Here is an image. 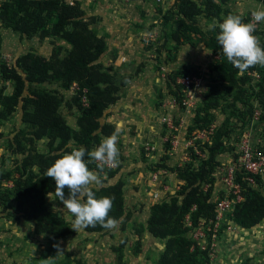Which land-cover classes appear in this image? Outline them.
I'll list each match as a JSON object with an SVG mask.
<instances>
[{
	"label": "trees",
	"instance_id": "1",
	"mask_svg": "<svg viewBox=\"0 0 264 264\" xmlns=\"http://www.w3.org/2000/svg\"><path fill=\"white\" fill-rule=\"evenodd\" d=\"M229 1L233 0H175L162 17L161 41L155 47L156 68L162 71L164 67L161 65L167 64V57L172 58L191 35L197 34L200 38L206 35L198 23L199 18L211 17L222 23L223 14L225 17L232 14L230 10L224 13L222 10ZM252 1L264 5V0ZM82 4V0H76L74 5L68 0H2L0 3L1 29L12 32L21 41L38 39L40 42L49 41L52 46L49 57L30 50L11 64L0 51V140L7 136L2 163L12 162L9 169H0V219L13 226H18L21 221L33 223L34 236L50 237L51 246L42 250L43 259H55L59 250L57 242L75 234V217L72 215V220L68 221L48 201L52 196L58 207L66 208L55 194V182L44 173L72 148L83 147L90 152L115 132V124L107 120L126 86L105 69L102 58L107 53L108 43L93 27L100 18H88ZM162 12L163 9H159V13ZM241 18L247 23L248 15ZM219 32L217 27L216 33L207 40L212 55H222L210 66L208 77L194 66L173 70L166 76L168 94L182 112L187 92L177 83V78L187 75L202 78L201 91L203 89L204 94L202 92V100L193 110L194 117L187 127L186 139L192 140L217 124L210 141L195 140L194 146L188 150L190 161L182 166L168 164L172 139L165 143L161 164L146 163L148 158L144 151L142 153L146 164L144 169L148 172L165 170L167 174L162 176H175L173 190L150 206L147 220L135 229L138 237L135 253L138 255L142 251L143 235L163 242L164 247L155 264H216L211 257L213 232L209 228L213 230L217 223L218 202L226 197L236 199L224 189L215 194L220 181L219 172L224 167L222 156L228 155L231 158L228 163H236L238 144L252 126L255 139L264 140V66L257 65L245 72L236 69L227 61L218 44ZM255 35L260 37L264 47L261 31H256ZM165 53L167 57L164 58ZM254 71L260 78L247 74ZM74 84L77 88L73 89ZM160 99H164L162 94ZM257 108L261 110V116L254 122ZM63 109L76 117V127L68 123ZM16 115L20 116L22 126L10 129L6 135L3 132L6 123ZM220 116H224L221 122ZM174 125H180L178 118ZM40 142H46V150L38 147ZM119 159L115 169L99 167L95 161L88 163V167L102 181L92 191L97 199L114 197L109 215L119 221L124 231L133 214L125 202L130 183H127V173L122 172L124 167ZM85 160L89 157L85 156ZM249 176L243 169H236L234 181L241 187L243 200L235 202L232 212L227 215L228 223L221 221L217 237L231 223L247 231L264 223V178L255 176L252 184L248 181ZM9 182L12 187L6 186ZM200 228L207 234L206 249L194 239ZM83 229L87 234L111 232L100 225ZM126 243L125 239L120 246L113 247L118 254L117 264H124ZM54 264L88 263L66 254L63 263Z\"/></svg>",
	"mask_w": 264,
	"mask_h": 264
},
{
	"label": "rangeland",
	"instance_id": "2",
	"mask_svg": "<svg viewBox=\"0 0 264 264\" xmlns=\"http://www.w3.org/2000/svg\"><path fill=\"white\" fill-rule=\"evenodd\" d=\"M174 1L100 0L98 3H91L93 5L88 7L84 2L82 4L88 18L92 16L100 18L93 27H95L100 36L105 37L108 43V50L102 58V63L105 69L110 71L118 82L126 83L121 96L132 99L133 104L140 108L144 105L143 109L149 107L154 112L151 134L136 133L140 134L141 137L143 136L138 141L135 134L132 137V133L130 132L131 134H129L127 132L125 135H130L131 142L129 147L132 149L127 147L128 145L119 144L120 164L124 167L123 169L130 170L127 173L128 175L126 174L125 176L126 179H131L129 182L132 183V190L128 188L126 190L125 202L131 209L133 217L127 224L126 230H122L121 224H119L118 229H112L111 232L104 235L87 234L83 228L77 229L72 236L57 242L59 250H57L56 254L58 255L61 252L62 254L56 255L55 259L50 257L43 259L42 250L51 246L50 237L44 236L43 239H46L47 242L41 240L40 244L35 248L34 246L27 248V245H30V240L33 239L27 234L29 229L24 226L20 232L18 230L12 232L16 230V227L4 219L6 222L4 224L8 226L7 230L2 231L0 229V237H7V240L12 234L20 235V237L14 235V238L18 237V240L9 241L8 245L5 241L6 246H0V264H45V261H47V264L63 263L66 254H70L72 259H82L88 264H117L118 254L114 252L113 247L120 246L125 239L127 243L123 251L124 264L156 263L158 255L164 247L163 242L157 241L151 236L143 235L142 251L138 255L135 253L138 240L135 229L140 228L147 220L149 206L154 202L160 201L167 196V193L172 191L167 192L164 188H174L175 176L173 174H171L172 176H160V181L156 182L154 179L152 180L150 172L139 175V170L137 169H140L141 165L142 167L146 166L142 153L145 152L143 148L148 143L154 144L157 150L155 155L152 156V160L146 156L148 158L146 163L161 164V158L165 153V143L169 139H172L173 142L172 149L169 152L171 157L168 161L169 166H182L186 162L184 159L185 157L188 158L186 155L189 154L188 150L189 146H191L188 142L190 140L186 139L187 127L192 122L195 109L193 113L187 114L186 111L182 112L176 107L173 103V98L168 94L166 76L168 72L173 70H181L185 66H194L199 69L202 75L208 77L214 58L212 51L207 47V40L209 36L216 33V28L220 24L215 18L206 16L199 18L198 23L206 32V35L203 38H200L197 34L191 35L185 41V45L174 52L172 58L167 57V53H165L164 58L167 57L168 62L161 65V67L166 69L163 72L156 68L155 47L161 41L163 14ZM159 9H163L162 14L159 13ZM222 10L223 13L230 10L233 15L245 16L251 13L252 10H264V5L252 0H233L223 5ZM223 17L225 18L224 14ZM259 31L262 34L261 38L264 39V22H260ZM148 47L151 50H148ZM30 50H36L39 54L49 57L52 52V46L49 41L40 42L38 39L21 41L17 35L0 27V51L8 63L11 64L15 58ZM9 85L10 91L11 84ZM46 87L48 88V86ZM202 92L203 89L198 91V103L202 100ZM160 94L163 95V100L160 99ZM116 109L112 108L110 112L116 111ZM62 113L68 123L72 127H76V117L65 109L62 110ZM161 114L162 116H160ZM111 116L107 121L114 124L113 114ZM164 117H171L172 121L179 119L180 126H178L174 134H172L167 125L163 124ZM141 118L143 117L141 116ZM223 118L224 116H220L219 121H222ZM16 126H22L19 115H16L6 123L3 132L7 135L9 130L14 129ZM120 130H123V128ZM124 131H126L125 128ZM150 137H153V139H149ZM6 143L7 136L5 139L0 140V169L3 170L9 169L12 165L9 160L4 165L2 163V155L5 152ZM38 147L42 151L46 150V142L38 143ZM222 159L225 167L230 164L228 161H231V158H228V155H223ZM129 175H132L133 178L128 177ZM169 181L171 186H167ZM149 188L151 190V198H149L152 199L151 201H147L145 195L148 194L145 190H149ZM223 189L224 186L219 181L215 187V194ZM48 201L58 208L68 221L72 220V214L67 208L58 207L52 196L48 198ZM228 222V220L225 221V223ZM31 231L30 234H32ZM214 243H216V248L211 257L216 264H264V223L255 227L252 232H243L237 226L230 231L227 229Z\"/></svg>",
	"mask_w": 264,
	"mask_h": 264
},
{
	"label": "clouds",
	"instance_id": "3",
	"mask_svg": "<svg viewBox=\"0 0 264 264\" xmlns=\"http://www.w3.org/2000/svg\"><path fill=\"white\" fill-rule=\"evenodd\" d=\"M251 16L253 22L244 23L240 15L228 14L219 24L220 32L216 37L227 61L240 72L257 65L264 66V47L261 46L260 37L254 34L257 24L264 22V10H252ZM119 135L120 129L117 128L110 137L104 138L100 145L90 152L83 147L72 148L71 152L63 154L44 173L55 182V194L75 217L74 230L94 228L97 225L108 230L119 227V221L109 215L114 197L96 198L92 188L101 185L102 181L98 174L88 167V163L93 161L109 166L118 163ZM68 147H72L71 142ZM85 156L89 157V160L86 161ZM60 254L62 252L58 253Z\"/></svg>",
	"mask_w": 264,
	"mask_h": 264
},
{
	"label": "built area",
	"instance_id": "4",
	"mask_svg": "<svg viewBox=\"0 0 264 264\" xmlns=\"http://www.w3.org/2000/svg\"><path fill=\"white\" fill-rule=\"evenodd\" d=\"M2 0H0L1 3ZM89 3H98L100 0H86ZM158 2H161L162 0H156ZM70 5H74L76 0H68ZM248 15V20L247 23L253 22L251 13L247 14ZM260 30V23L257 24L256 26V31ZM255 34V33H254ZM221 54L213 56L214 60H220L221 59ZM162 71L165 72L166 69L162 68ZM249 76H253L255 78H260V75L257 72H248L247 73ZM202 78L198 76H190L187 75L185 77H179L177 78V83L185 87L186 90V97L183 99L182 105L185 107V110L187 114H191L193 110L195 109V106L198 102V91L201 90L202 88ZM77 88V85L74 84L73 89ZM173 103L176 105V101L174 99ZM261 116V110L256 109V112L254 114V122L259 121V118ZM163 124L167 125L168 128L171 130L172 134L173 132L177 131L178 127H175L174 125V120L172 121L171 117H164L163 118ZM180 126V125H179ZM182 126V125H181ZM217 124H214L210 127L208 131H204L202 133H199L197 137L194 139L188 141L189 144L192 147L194 146L195 140H202L203 142H209L211 139V136L214 134L215 129H216ZM253 126L250 127L245 133L244 136L242 137L241 141L238 144V153H239V158L237 162H233L230 164H227V166L223 167L221 171L219 172V178L220 182L224 186V190L228 195H233L236 197V199H229L228 197L221 199L218 204H217V210H218V215H217V223L215 225V228L211 230L209 228V231L213 232L212 235V242H211V249L214 252V249L216 248V239L218 238V231L221 226V221L225 220L227 221V215L232 212L235 202H240L243 200L241 196V187L240 185L235 183V172L237 168L243 169L248 173L250 176L248 177V181L252 184L255 183V176H261L264 178V140L257 138L255 139L253 135ZM173 143V142H172ZM156 146L154 144H146L144 147V151L147 157L150 159L152 156L155 155L156 153ZM199 154L200 152L197 151ZM185 157V161L189 162L190 161V156L187 154ZM99 167L102 168H110V169H115L117 164L114 166H109L107 164H102L101 162H96ZM167 172L165 170H160L157 172H152L150 173V176L152 180L154 179L156 182L159 180L160 181V176L166 175ZM131 180V179H130ZM127 179V183H130ZM12 183L9 182L6 184L7 187H12ZM165 190L170 191L173 189H170L169 187H165ZM179 189V187H177ZM235 226L233 224H229L228 230H232ZM194 239L198 242V244L202 247V249H206V244H207V234L205 231L200 228L194 235ZM212 254V253H211ZM212 256V255H211Z\"/></svg>",
	"mask_w": 264,
	"mask_h": 264
},
{
	"label": "crops",
	"instance_id": "5",
	"mask_svg": "<svg viewBox=\"0 0 264 264\" xmlns=\"http://www.w3.org/2000/svg\"><path fill=\"white\" fill-rule=\"evenodd\" d=\"M82 2H84L87 7L90 6V5H93L91 3L89 4V2L86 1V0H82ZM142 107L140 108L139 106L134 105L132 99L125 98V97L121 96V99L119 100L117 105L114 107V108H117L116 111L113 110L112 112H110V117L109 118H111L112 117L111 114H113V121H114V124H115L116 128H119V129L123 128V130H120V135H119V139H118V148H119V144L120 143L123 144V145H126V146L128 145L127 147H129V143L131 142V137H130L129 134H131V133L133 135L132 137H134V134H135V137L138 138V141L141 138H143V136L141 137L140 134H136V133H144L145 135L151 134V130L153 128L152 127V123H153V120H152L153 117L152 116H153L154 112L151 109H149V107H146V109H143ZM141 109H142V111H141ZM143 110H145V111H143ZM163 115H165V114H163ZM141 116L143 118H141ZM160 116H162V114ZM128 120H133V121H128ZM131 126H133V127L131 128ZM124 128L126 129V131H124ZM127 132H129V134L125 135V134H127ZM145 135H144V137H145ZM153 137H150L149 139H151V138L153 139ZM129 148H131V147H129ZM140 167H141L140 169H137V170H139L138 171L139 175H142V173L148 174L147 169H144L145 165L143 167L141 165ZM129 171L130 170H128V169H123L122 170V172H124V173H129ZM168 176H172V175L170 174ZM128 177L133 178L132 175H129ZM125 178H126V176H125ZM131 184L132 183H130L129 190H132ZM167 184H168L167 186H171V182L170 181L167 182ZM145 191L148 193V194H145L146 197H147V201L148 200L151 201L152 199H149V198H151L150 197V191H151L150 188H149V190H145ZM160 194H163V193H160ZM161 197H163V196L161 195ZM161 197H159V198H161ZM148 215H149V210H148ZM5 221H4V219H0V229L2 231L7 230V226L8 225L4 224V223H6ZM33 225H34L33 223H25L24 221H21L18 226H15L16 230L12 231V232H16L18 230V232H20V230L23 229L24 226H25V228L29 229L27 234H29L31 236V238H33V239L30 240V245H27V248H30V247H33V246L35 248L37 245L40 244L41 240H44V241L47 242L46 239H43L44 235H42V236H34L33 234H30V230L33 229ZM241 231H243V232H252L253 230H248V231L247 230H241ZM14 235H17V234H12L9 237V240H7V237L1 236L2 238L0 237V246L1 245L6 246L5 245L6 242H7V245H8L9 241H13V240L15 241L16 239L18 240V237H20V235H17L18 237H15V238H14ZM28 244H29V242H28Z\"/></svg>",
	"mask_w": 264,
	"mask_h": 264
}]
</instances>
